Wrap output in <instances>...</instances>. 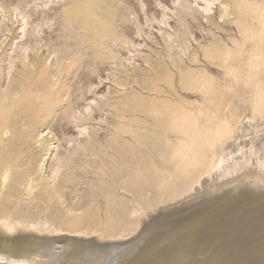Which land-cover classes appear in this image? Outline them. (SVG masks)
Listing matches in <instances>:
<instances>
[{"label": "bare ground", "instance_id": "bare-ground-1", "mask_svg": "<svg viewBox=\"0 0 264 264\" xmlns=\"http://www.w3.org/2000/svg\"><path fill=\"white\" fill-rule=\"evenodd\" d=\"M50 1L43 2V7H46ZM119 1L70 0L69 6L67 8L65 7L68 4L64 6L66 11L64 10L60 14L63 33H59V36L56 37L58 40L50 52L55 53L56 56L48 76L41 73L42 77H38L37 59H27L29 58L27 56L28 50L31 46L28 43V39L25 42L20 41L19 44L13 43L16 47L22 45L21 47L24 52L21 53V56H17L21 58L18 65V61L16 62L15 60L16 56L12 57L9 53L7 56L8 65L5 67L0 84V183H2V188L5 189L8 183L18 185L22 179L18 176L19 174L17 176L16 174L17 172H22L29 163L25 161V163L18 164L19 158L12 153L9 154L7 145L12 142L18 143L19 146L26 145L28 137L29 143L33 144L41 152L39 160L34 165V169L36 168V173L40 175L38 178L44 191H42L43 194L53 188L54 185L52 183L62 166L70 160H78L80 148L86 152L84 155L88 158L90 157L89 155H100V169L103 171L102 176H106V180L110 178L114 182L115 189L119 190L123 194L122 196H132L137 203L131 209L138 213L139 218L134 221L118 223V227L121 228L128 225L132 228L134 225V228L131 230V236H135L133 234L138 232L140 226L142 228V224H149L151 218L154 220V217L159 216V212L163 213L166 210L176 209L181 199L185 198L182 201L188 200V198L192 199L202 188L203 191H207L206 188L208 187L206 186L211 187L209 191L212 193L213 191L215 192L217 187L220 188L223 186L222 184H227L228 187L221 188L218 192V198L222 200L233 198L236 202L249 201L251 202L250 204L253 203V205L248 207L242 205L237 206L232 203L234 207L232 206L233 208H231V211H238L240 213L244 209L246 217L248 214L252 215L250 216V222H238L237 219L239 218L236 216L237 219L230 218L235 213L234 215L230 214L231 211L229 210L223 212V218L214 221V225L212 224L214 227L207 226L206 219L199 218L211 210V202L215 199L209 196L204 197L206 199H201L199 202L197 201L198 199H195L197 203L191 204L192 207L190 205L189 207L191 208H188L189 211L185 212L184 217L192 220L187 222L189 224L186 228L183 226L185 229L174 231L176 228L174 227L173 232L170 231L171 233L166 239H159V242L150 246V249H137V246H133L128 247L126 251L121 249L113 252L111 251L112 249L107 248L104 250V253L101 252L105 256V262L106 264H119L118 261L121 258L128 257L129 259L126 264H264V161L254 166L251 171H249V166L237 164L239 161L237 162L236 156H240V153L243 152V145H240L241 141H243L241 140L243 136L239 134V130L235 128L229 130L223 129L224 131H221L220 126L216 125V122L212 124L213 119L217 121V118L211 116L210 120L212 122L207 127H210L208 129H212L214 133L207 137L205 136L203 139L202 133L205 135V133L209 134L210 132H206V125L201 131L194 129L195 125L192 120L195 116L184 110V103H182L183 105L176 103L174 97L168 94L169 92L176 91L180 96H186V93L182 91L184 77L180 67H198L200 65L199 62L203 63V60H200L201 57H190L187 60L181 59L176 61L174 57H170L171 53H169V60L166 59V63L163 61L165 68L158 69L156 68L157 65L156 67H148L145 70L140 68L143 70L141 74L144 75L145 80L149 81V86L142 84L141 86L135 85L134 87H128L129 90L125 93H129V97L132 93H135L139 98H127L118 104L119 108L115 109L114 114L108 119L109 129L105 134H99V129L96 126L97 123L107 120V117H103L102 112L110 102L109 99L102 101L99 99L98 101L96 100L98 97H105V91L102 90L104 86H100L102 84L101 76L103 73L99 76V80L95 78L96 76L90 78L87 92H82L78 96L77 93H73L74 97L76 95L74 99L78 102L81 100V105L85 109L83 118L75 117L64 121L69 114V110L61 111L63 108L62 103L58 102L54 104L46 99L49 87L55 86L58 83L61 84L62 82L64 85L68 83L72 65L65 62L63 68L60 70V64L63 63L64 59L65 61L68 59L73 60L80 54L83 55L80 57H83L85 63L88 65L89 63L91 64L93 57L98 55L96 53L99 50L110 48L115 43V37L120 32L118 30L122 26L124 27L121 24L122 20L117 17V15H120L118 11L122 10L120 9L121 3ZM187 1L188 6L185 4L179 6V8H182L181 11L183 13L179 11L178 19L181 20L183 17L187 19V12L185 10H189L188 14L191 12L190 14L192 16L189 17L191 19V35L190 33L189 35L193 36L192 39L196 43L199 42L200 36H203V32L201 35L200 32L203 30L204 23L207 21V19L205 22L198 20L199 15L205 18H212L213 16L212 19H216L214 15L221 11L218 19L222 22L226 20L227 16L232 14L227 1ZM170 2L172 4H168ZM177 2L178 0L148 1L149 11L153 15V18H149V20H155L158 23V26H160L158 31L162 35H165V39L169 41L174 36H172V33L168 29L166 30L161 25L170 26L171 29L172 27L173 29L175 28V26H171L169 21L173 17L167 11L169 10L173 13V10L175 11L177 9L174 6ZM170 5H173L172 7L174 8L169 7ZM158 6L159 9L161 8L160 13L158 12L159 9H157ZM215 8H220L221 10L218 11ZM216 10L218 11L217 13ZM19 14L21 16L20 32L22 34L20 38H23L26 35V29L29 25V17L24 12ZM49 20L52 21L53 19ZM142 27V23L136 27L137 31L135 34L137 37L142 35ZM3 28H5L3 32L5 30L7 31L6 27ZM0 30H2V24ZM135 34L133 35L134 37L131 35L132 38H130L132 40L129 38L131 40L130 45L134 49L137 48L135 51L137 50L140 54L141 51L138 49H142L141 46L143 44L138 41L139 38L137 40ZM157 41L154 42L157 43ZM129 48L121 56L126 62L133 64L135 58L133 51L129 50ZM183 48L186 47L184 46ZM184 51L186 52V50ZM143 53L141 52V54ZM249 56L246 59H249ZM232 60L233 57H231L230 61ZM245 63H247V60H245ZM19 65L21 68H19ZM15 67L17 68L13 73ZM206 67L208 70L214 71L212 66L206 65ZM104 71L105 69L102 70V72ZM112 83L116 85L115 81ZM100 103L102 104L101 107L99 106ZM56 118L58 121L54 122ZM218 120L219 122L221 121L220 118ZM246 121L251 122L249 117ZM87 124L91 125L92 133L90 136L86 134L89 133ZM18 130L22 131L23 137H19ZM59 130H63V132L61 133ZM53 131H55L54 134ZM60 134L66 136L63 139H66L65 141L68 146L66 148L64 147V150L58 144L60 140L57 137ZM78 140H83V144L80 145ZM88 141H91V143L86 144ZM189 145H192L193 148H190ZM183 147H186L184 157L180 161H174L175 151ZM247 147L250 148L251 146ZM228 149L229 151H227ZM235 150L240 152H233ZM29 156L30 158L32 157L29 154L28 159H30ZM231 161L233 162L230 163ZM13 172L15 175H12ZM158 173L164 174L161 179L158 177ZM12 176L13 178H11ZM28 180H31V178L29 177ZM220 180H223L222 183L218 182ZM27 188L29 189V186ZM212 189L214 190L212 191ZM110 192L113 193L112 190ZM200 197L198 198L200 199ZM176 201L177 203L171 204ZM261 205L263 209H261ZM124 206L125 209L122 208ZM126 206V202H121L119 199L114 200L108 207V209L110 208L109 212L111 217H115L116 214L125 215L127 210ZM4 208L6 209L5 206ZM180 210L177 209L174 212ZM155 214L157 215L154 216ZM6 218H0V264H95V258L98 257V253L95 251V244L84 245L73 240L60 243V241H55L54 238L53 240L40 239L37 238L39 235H43L49 231L50 234L52 232L59 233L61 229L55 228L53 230L51 225L24 224L25 222L21 223L22 221L15 223L12 222L14 220L10 221V219L7 220ZM161 219L162 217H159L153 222L160 221ZM21 226L27 228L29 232H32L33 236L26 238L16 237L18 227ZM76 234L80 235L79 233ZM76 234L73 235L72 233L71 236L76 237ZM119 237L123 238L125 235L122 234L121 236L120 234ZM114 242L116 243V241ZM130 244L131 242L121 246H128ZM139 246L142 247L143 245L140 244ZM138 252L147 255V258L145 257L144 261H138L136 257Z\"/></svg>", "mask_w": 264, "mask_h": 264}, {"label": "rangeland", "instance_id": "rangeland-1", "mask_svg": "<svg viewBox=\"0 0 264 264\" xmlns=\"http://www.w3.org/2000/svg\"><path fill=\"white\" fill-rule=\"evenodd\" d=\"M45 1L0 0V28L2 24V30H0V84L2 82L3 73L5 72V67L8 65L7 56L9 55V53L10 55H12V57L16 56L15 60L16 62L18 61V65L21 59L18 57L21 56L22 52H24L21 47L22 45H18L16 47V45L14 44H19L20 41L25 42L27 41V39L29 40L28 43L31 46L29 47L27 55L29 58H26L28 60H32V58L37 59L36 66L38 67V77H42L41 75L43 73L46 74V76L50 74L51 67H53V60H55L56 56L55 53L50 52L56 45V42L58 40L56 37L59 36V33H63L60 14L65 10V8L69 6L70 0H51L49 2L50 4L48 3L46 7H43V2ZM140 1H119L122 7H120V9L122 10L118 11V14L120 13V15H117V17L122 20L121 24L124 25V27L122 26V28L120 27L121 29L118 30L120 32H118L115 37V43L110 48L99 50L96 53L98 55L94 56L96 59L93 57V60H91V64L89 63L88 65L85 63L84 58L80 57L83 55L80 54H78V56H76L73 60L68 59L67 61H65L64 59L63 63L60 64V70L63 68L65 62H68L72 65L68 83L64 85L62 82L61 84L58 83L55 86H52L53 88L49 87L46 99L50 100L54 104L58 102L62 103L63 108L61 111L69 110V114L68 116H66V119H64V121L69 118L73 119L75 117L83 118L85 109L81 105V100H79L78 102L76 99H74L76 97V95L74 97V94L77 93L78 96L82 92H87L88 82L90 78L96 76L95 78L99 80V76L103 73V75L101 76L102 84L100 86H104L102 90L105 91V97H98L96 100L98 101L99 99L100 101H102L109 99L110 102L108 106H105V109L102 112L103 117H107V120L97 123L96 126L99 129V134H105L109 129L108 119H110L114 114L115 109L119 108L118 104L122 100H125L127 98H139L135 93H132L129 97V93H125L127 90H129L128 87H134L135 85L141 86L142 84H144V86H149V81H146L144 75L141 74L143 70L147 69L148 67H156V65V68L158 69H163V67L165 68L164 62L166 63L165 60L169 58V53H171L170 57H174L176 61H179L181 59L187 60L190 57H201L200 60H203V63L199 62L200 65L198 67H180V70H182L184 77L182 83V91L186 93V96H180L179 93H176V91L169 92L168 94L174 97L176 103H179L180 105L184 103V110L187 113H191L195 116V118L192 120L195 125H193L194 129L201 131V129H203L206 125V132H210L209 134L205 133V135L202 133L203 139L205 138V136L207 137L214 133L212 129V131L208 129L210 127H207L208 124H211L212 122V120H210L211 116L217 118V121H214L213 119L212 124L216 122V125L220 126L219 128L221 131L237 128L239 130V134L243 136L241 139L243 140L241 141V143L243 144L240 143L241 146L243 145V152L240 153V156L238 155L239 157L236 156L237 162L239 161L237 164L249 166L250 169L249 167L248 169L249 171H251L254 166L264 161V0H223L228 2L229 9L232 14H230V16H227L228 19L226 18V20L222 22L218 19L220 15L219 13L221 12L219 11L221 10L220 8H215L219 11L218 12L216 10V13L218 12V14H213L215 16L214 18L216 19H212L213 16L212 18H205L199 15L200 17H202V19H200V17L198 16V20L205 22L207 19V21L205 23L203 22L205 26L200 32V35L203 32V36H200L201 38L199 39L198 43H196L192 39L193 36H190L191 19L189 17L192 16V14H190L191 12H189L188 14L189 10H185V12H187V19H185L184 17L181 20L178 19L179 11L183 13L181 11L182 8L180 7V9L179 6H182L184 4L188 6V4L186 3L188 2L187 0H178L176 5H174L175 7H177V9L175 10L176 12L174 10L173 13L172 11H167L169 12V15H172L173 17V19L171 18L169 20L170 24L171 26H175L174 29L177 32L173 29V27L171 29L170 26L167 27L161 25L166 30L168 29V31L172 33V36H174L173 38H171L172 40L170 39V41L168 39H165V35H162L160 31H158L160 28V26H158V23L155 20H149V18H153L152 13H150L151 11H149V0ZM168 4L172 3L170 2ZM65 5L66 7L64 8ZM172 6L173 5H170L169 7ZM157 9H159V6L157 7ZM160 10L161 8L158 10V12ZM21 12L27 13L29 17V25L26 29V35L23 38H20V35L22 34L20 32L21 16L19 13ZM49 19L53 20L50 21ZM141 23L143 26L141 31L142 35L137 37L135 34L137 31L136 27H138V25ZM206 23L207 25H209L207 26ZM3 27H6L7 31L5 30V32H3V29H5ZM132 32L135 34V37H137V40L139 38L138 41L143 44L141 46L142 49H138L141 52H144L143 54H141L140 52L141 55L137 52V50L135 51V49L137 48L134 49L130 45L132 40L131 35L133 34ZM156 40H158L157 43L154 42ZM165 41L169 42L167 43ZM10 44H12L13 46ZM183 44L186 48H183ZM128 47H130L129 50L133 51V56L135 58L133 62L134 65L126 62L121 56V54L125 53L128 50ZM122 48L124 51L122 50ZM184 50H186V52ZM147 54L148 57H150V60L146 59L148 58ZM248 56L249 59H246ZM231 57H233L232 61H230ZM151 59L153 62L151 61ZM245 60H247V63H245ZM230 62L231 64L229 65ZM137 64L139 65L137 66ZM206 65L212 66V69L214 71L208 70ZM16 68L17 67L13 69V73ZM19 68H21L20 65ZM140 68H142L143 70ZM103 69H105L104 72H102ZM23 73H21V75H23ZM114 81L116 82V85L112 83ZM99 106L101 107L102 104L100 103ZM248 117L251 120L250 123L246 121ZM218 118L221 119L220 122ZM208 120L210 121L208 122ZM57 121L58 119L56 118L54 122ZM86 126L87 130H89V133L86 134L90 136L92 133L91 125L87 124ZM245 129L247 130L242 131ZM17 132L19 134V137H23L21 130H18ZM59 132L62 133L63 130H59ZM54 133L55 131H53V134ZM245 135L247 136L245 137ZM63 137L66 136L60 134L57 138H59L60 140L58 142L59 147L61 149L63 148L64 150L68 145L66 144V139H63ZM244 139L248 142L250 140V142L248 143ZM82 141L83 140H78V143L82 145ZM90 143L91 141H88L86 144ZM7 146L9 154L12 153L19 158L18 164L25 163V161H28L29 163L26 165L22 172H17L16 176L19 174L18 176L20 177V179H22L21 182L18 183V185H12V183H8L4 189L2 188V183H0V218H6L7 216V220H14L12 222L15 223L22 221L21 223L25 222L24 224L35 223L39 224L40 226L51 225L53 230L55 228L61 229L59 233H53L51 231L52 233L50 234L49 231L43 235H39L37 238L40 239L53 240L54 238L55 241H60V243H65L67 242V240H73L84 245L95 244V251L98 253V257H96L94 261L95 264H106L105 256L102 253H104V250L107 248L112 249L111 251L113 252L121 249H124V251H126L128 247L133 246H137V249H150V246L152 244L155 245V243L159 242V239H166L168 235L173 232L172 230L174 227H176L174 231H181L185 229L189 224L187 222L192 221L184 217L186 214L185 212L189 211L188 208L192 207L191 204L197 203V199L198 202L201 201V199H206L204 197L207 196H209L210 198L213 197L215 199L213 202H211L212 205L210 204L211 210L207 214L205 213L206 215L203 214L201 215L202 217L199 218L206 219V221L208 222H206V224L210 227H214V221L218 220L219 218H223V212L229 210L231 211V208H233L234 205H242L245 207L253 205V203L250 204L251 202L249 201H247L248 203L246 201H242L241 203L236 202V200H234L233 198L225 200L219 199L217 196L218 192L221 190V188L224 189L225 187H228L227 184H222L224 187L220 185L222 187H217L215 189V192L213 191L214 189H212L214 193H211V191H209L211 188L210 186H206L209 189L206 188L207 191H203L202 188L198 192L199 195L198 193L196 196L194 194L195 197L192 198L193 200L188 198V200L182 201L183 199H185L183 198L180 200L179 206H176V209H170L171 212L169 210H166L163 211V213L159 212V216L155 214L154 216H157L156 218L154 217V220L158 219L159 217H162V219L160 221L153 222L154 220L153 218H151L149 224H142V228L140 226L138 232H135L136 234H133L135 236H131V230L134 228V225H131L132 228L130 227V225H128L129 227L126 226L124 228H121L118 227V223L121 224L124 223V221H134L139 218L138 213L134 212L133 209H131V207L133 205L135 207L137 203L134 198H132V196H122L123 194L120 193L119 190L115 189L116 187H114V182H112L110 178L106 180V176H102L103 171L102 169H100V155H89L90 157L88 158L84 155L86 152H84L80 148L78 160H70L67 164L62 166L52 183V185H54L53 188L49 192L43 194L44 191L42 190V187L40 185L41 182L39 183L38 178L40 177V175L39 173H36V168L34 169V165L39 160L41 152L36 149L33 144L29 143V137L26 145L19 146L18 143L12 142ZM189 146L190 148H193L192 145ZM247 146L251 147L249 148ZM185 151L186 147L175 151L174 161H180L182 157H184ZM227 151H229V149ZM233 152L239 153L240 151L235 150ZM29 154L32 155L31 158L29 156L30 159L27 158ZM245 154L247 155V158ZM240 157L243 159L241 160ZM232 162L233 161H231L230 163ZM248 169H246V171H248ZM47 170L49 171V169ZM12 175H15V173L13 172ZM157 175L161 179L164 174L158 173ZM29 177L31 178V180H28ZM11 178H13V176ZM31 181L33 184L31 183ZM222 181L220 180L218 182L222 183ZM28 186L29 189L27 188ZM2 190L4 191L2 192ZM109 190H112L114 194ZM198 197H200V199ZM116 199H119L121 202H126L127 210L125 215L123 216L116 214L115 217H111V214L109 212L110 208L108 209V207ZM175 203H177V201L171 204ZM216 203L218 204L215 205ZM190 205L191 207H189ZM4 206L6 207V209L4 208ZM122 208L125 209V206ZM177 209L181 210L178 212H174ZM261 209H263V206L261 207ZM164 213L167 215H165ZM241 213L238 211H231L230 214H233L234 216H231L230 218L237 217L240 219L239 220L236 218L238 222H250V216L252 215L248 214L246 217L244 209L241 211ZM118 218H120L119 221ZM162 225L163 227H161ZM183 226L185 228H183ZM70 232L71 234L73 233V235H75L76 233H79L80 235L76 234V237L71 236V234H69ZM17 233L18 234L16 235V237L18 238L33 236L32 232H29L27 228L22 226L18 227ZM120 234L121 236L122 234H124L125 237L120 238ZM97 235L100 237H98ZM105 236L106 238H104ZM122 239L124 240L121 241ZM117 240H120L121 242H117ZM114 241H116V243ZM130 242L131 244L128 246H121ZM140 244L143 246H139ZM136 257L138 261H144V258H147V255L138 252ZM128 259V257L121 258L118 262L119 264H126ZM97 261H99L100 263Z\"/></svg>", "mask_w": 264, "mask_h": 264}]
</instances>
